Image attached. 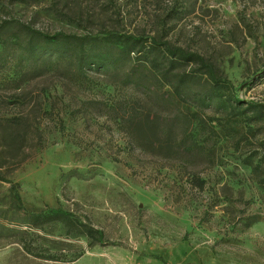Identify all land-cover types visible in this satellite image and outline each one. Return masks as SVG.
Masks as SVG:
<instances>
[{
	"label": "rangeland",
	"instance_id": "374dc122",
	"mask_svg": "<svg viewBox=\"0 0 264 264\" xmlns=\"http://www.w3.org/2000/svg\"><path fill=\"white\" fill-rule=\"evenodd\" d=\"M12 19L84 43L155 35L230 87L208 95L195 64L171 68L192 77L179 94L146 72L132 82L128 58L81 67L70 50L0 46V264H264V0H0ZM51 207L106 243L29 226L25 210Z\"/></svg>",
	"mask_w": 264,
	"mask_h": 264
},
{
	"label": "trees",
	"instance_id": "16d2710c",
	"mask_svg": "<svg viewBox=\"0 0 264 264\" xmlns=\"http://www.w3.org/2000/svg\"><path fill=\"white\" fill-rule=\"evenodd\" d=\"M86 37L79 35H70L59 32L54 35L42 34L37 30L25 26L24 24L12 20H4L0 24V46L2 48L1 54L8 49L9 45H15L16 48L21 49L27 54L42 51L63 50L77 53L81 61V67L87 66L102 67L105 63L119 64L122 60L128 58L130 60L128 75L132 82L142 79L144 74H153L157 80L164 81L167 85H172L177 93L182 94V89L187 86V82L191 81V74L172 73L171 68L183 67L187 64H195L198 67L194 71H203L207 74L210 82V89L208 95H221L229 89L228 80L223 76L221 70L217 69L213 63L209 62L204 55L197 52L189 51L186 48L177 46L171 41L165 40L161 37L153 35L152 37H144L141 35H134L126 32L109 31L103 37H91L87 42H83ZM85 45L88 46L85 47ZM101 47V51H95ZM146 72V73H145ZM146 75V76H147ZM175 77L178 78L175 82ZM238 102H242L236 99ZM255 107L264 110V105L254 104ZM0 179H5L0 175ZM13 186V185H12ZM16 186H13V189ZM16 201L21 200L19 192L14 193ZM26 217H28L29 226L34 227L50 221H61L67 227V231L77 234L86 235L91 241L90 246L97 243L104 245L106 243L105 233L103 230L80 220L71 211L62 208H49L28 211L25 210ZM24 233H27L23 231ZM23 246L27 248L29 253L32 249L27 245L25 238L20 239ZM47 259H56V255L45 256ZM60 258V257H58ZM58 260V259H57Z\"/></svg>",
	"mask_w": 264,
	"mask_h": 264
}]
</instances>
